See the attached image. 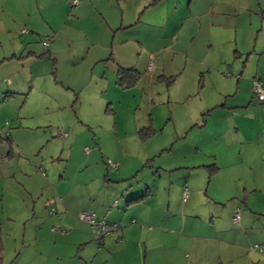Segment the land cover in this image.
Returning a JSON list of instances; mask_svg holds the SVG:
<instances>
[{
	"label": "crops",
	"instance_id": "crops-1",
	"mask_svg": "<svg viewBox=\"0 0 264 264\" xmlns=\"http://www.w3.org/2000/svg\"><path fill=\"white\" fill-rule=\"evenodd\" d=\"M41 35L50 40L46 54ZM65 52L73 60L72 75L63 76L57 82L58 56ZM149 63L152 69L147 73ZM120 68L135 69L140 74L133 87L119 86ZM172 77L171 84H167L166 80ZM255 77L260 79L264 92V0H42L41 3L39 0H0V139L7 135L14 153L11 158H5L9 146L0 141V148L7 147L0 150L1 160L14 161L16 172L11 177L26 181L22 203L41 229L49 233V225L55 223L68 229H51L58 232V237L77 234L70 243L77 240L81 251L78 259L83 264H113L120 256L122 260L132 259V264H264V228L252 222L257 214L237 208L241 227L231 223L236 202L245 209L248 194L257 192L255 186L253 190H248L245 184L242 188L237 186L222 204L225 209L222 217L216 206L224 198L214 196L221 193H211L209 201L214 207L202 199L208 206L198 208L193 183L203 179L202 175L187 173L180 179L175 175L179 179L177 184L164 185L169 190L166 202L148 205L145 202L152 196L150 185L145 180L138 182V172L127 177L118 172L114 184H123L117 193V187L108 184L103 194L98 192L87 203H76L74 208L63 198L59 200L60 207L49 216L61 214L49 219L43 207L40 211L36 205L31 207V203L43 201L44 192L28 187L35 177H29V173L36 172L38 167L23 151L21 135H18L42 130L38 141L49 142L52 135L47 133L54 129L50 123L28 124L29 119L36 117L30 113L35 108L41 112L47 109L62 112L69 105L81 112L90 127L93 118L114 114L110 106L116 104L113 97L119 92L132 94L133 98L136 94L143 95L145 80L151 85H165L168 99L170 90L179 83L180 99L184 101L193 97L202 99L213 89L214 100L223 101L211 104L202 113L198 127L205 132L210 128L208 137L213 140L211 146L214 145L209 154L205 151L202 156L211 161L208 166L214 167L205 166L208 187L220 176L226 180L220 184V188L226 186L222 193L229 195L233 176L241 180L240 174L257 177L259 172L257 162L246 165L243 155H248L260 140L264 141V125L256 117L264 113V102L259 103L253 97ZM63 85H69V95L61 91ZM85 98L90 100L87 104L83 103ZM70 99L73 101L69 104ZM82 106L87 108L86 113ZM219 113L233 116L234 124L222 128L216 123L211 125L212 114ZM149 126L153 128L151 123ZM58 136L63 138L65 134ZM216 149L224 151L219 153ZM232 157L236 158L233 162ZM219 158L231 165L220 164ZM236 162L248 166L250 172H233L232 165ZM7 166L8 163H0V178ZM198 167L204 166L179 169L190 171ZM223 170L224 174L219 175ZM261 170L259 174L264 173ZM146 193L147 198L141 202L126 205L127 200ZM7 211L3 205L0 207L1 264L4 237L15 235L12 241L15 245L25 239V234H15L13 211L11 208ZM82 212L93 213L98 220L104 219L108 227L117 226V229L96 240L95 230L79 220ZM228 233L234 234L231 242L224 236ZM38 257L45 259L44 255Z\"/></svg>",
	"mask_w": 264,
	"mask_h": 264
},
{
	"label": "rangeland",
	"instance_id": "rangeland-1",
	"mask_svg": "<svg viewBox=\"0 0 264 264\" xmlns=\"http://www.w3.org/2000/svg\"><path fill=\"white\" fill-rule=\"evenodd\" d=\"M41 1L39 0V3ZM41 36L43 37L44 35ZM42 39L48 41L47 37ZM70 57L67 52L58 56L60 73L55 76L57 82L61 78L71 77L70 67L73 60ZM144 75L145 79H147V74L143 73ZM141 81L143 82V80ZM207 84L211 85L210 82ZM68 87L69 85H63L61 91L69 95ZM180 89V83L174 86L173 90H170L172 94L169 96L170 99H168V89L165 85L157 83L151 85L145 80V92H143V95L136 94L133 98L132 94L119 92L113 97L116 104L112 107L110 106L114 114L93 118L90 127L86 125L81 112H78L77 108L72 109L69 105L62 112L49 109L41 112L42 110L36 108L35 112L30 111L36 117L32 118V120L29 119L28 124L46 126L50 123L51 125L49 126L54 128L47 133L50 136L52 135L47 143L38 141L42 130L20 132L18 134L21 135L19 138L21 146L24 145L23 151L25 150L28 158L31 157L32 164L36 168L38 167L36 172L29 173V177L31 175L35 177L33 181H30V186L28 187L36 191H38L37 188H40L44 192L43 201H35V204L31 203V207L36 205L37 211H40L43 207V211L48 215L47 217L52 219L54 216L61 214V212H57V214L49 216L52 210H57L60 207L59 200L63 198L68 200L70 207L74 208L76 203L83 205L98 192L103 194L105 192L104 187L108 184L116 186L117 193L123 184L122 182L114 184L116 183L114 179L115 173L118 172L119 175L126 177L138 172V182H144L145 180L152 189V196L146 197L148 201L145 199V203H148V205L162 204L166 202L167 195H169L167 187L171 184H177L182 176H187V173H191L192 175H202L201 177L203 178L193 183V187L198 194V208L205 209L208 206L204 205V201H201L202 199L207 200L208 202L206 203L214 207L215 205L209 201L210 195L212 192L213 194L221 193L222 195H214L216 198H224L221 200L220 206H216L221 216L225 214L222 213L225 210L222 204L228 200L227 198L232 196L231 194L237 186L242 188L245 184L248 190H253V186H255L257 192L248 194L247 207L244 209L236 202L237 206L234 211L237 208L245 210L247 213L252 210V213L257 214L252 218L253 224L256 226L258 224L264 228V173L259 174L262 171L261 169H264V141L260 140L259 145L252 148L248 155L247 153L243 154L246 165L257 162L256 169L258 168L259 171L257 177H252V175L246 173L250 172L248 166L236 162L232 165L233 172L241 171L246 174L239 175L241 180L233 176L232 181H230L233 186L230 183L229 195H227L228 193H222L226 186L220 188V184L226 182V180L220 176L213 179L208 187L205 166H208L211 161L202 155L205 151L209 154V150H212L214 145L211 146L213 140L208 137L210 128L208 127L205 132L204 129L202 130L198 126L201 124L202 113H205V110L211 104H218L223 99L214 100L216 95L213 94V89H210L202 96V99L193 97L184 101L180 99ZM128 93L133 92L130 91ZM72 97L74 100L73 93H71ZM73 100L70 99L69 104ZM87 100L90 101L86 99L83 103L87 104ZM82 109L85 112L87 108L82 106ZM256 117L264 125V113H260ZM233 119H235L233 116L222 113L212 114L209 123L211 125L213 123L219 124L222 128L234 124ZM150 123L155 129V133L143 141L138 135V131L148 127ZM59 133L65 134V136L60 138L58 136ZM4 147L5 149L0 148V150L7 149L6 146ZM85 151H88V153H85ZM216 151L221 153L224 150L216 149ZM232 158L231 162L236 160V158ZM107 162L117 164V168L109 167ZM219 162L222 165H231V162L221 161V158H219ZM0 163H8L7 168L2 171L3 178H0V207L3 205L6 211L10 208L12 209V225L15 234H25V239H20L16 245L12 242L15 235L11 236L9 234L4 237L5 252L3 264H83V260L78 259L81 257V251L78 250L80 247L77 245V240L70 243L71 238H77V234L66 238L58 237V234H56L58 232L51 231V229L55 227L62 230L68 229L64 226L59 227L55 223L49 225V233L45 229H41L34 217L29 216L25 211V206L22 203L24 186L26 188L27 185L26 181H23L22 179L24 178L22 177L16 179L11 177V174L16 172L14 161L1 160ZM192 165L204 167H198L190 171L179 169L181 166ZM224 172L225 170L219 175L224 174ZM42 173L44 177L41 176ZM153 174L155 179H153ZM159 175L162 176L161 179ZM175 175H178V180ZM37 178L43 180L46 187ZM109 178L111 181L106 180ZM133 182L135 184L136 180H133ZM206 190L207 193H205ZM170 191L173 195L172 188ZM175 201L177 200L175 199ZM190 204L191 202H189ZM47 206L48 208L46 209ZM121 206L122 204L120 203ZM176 206L178 207L179 205ZM31 207L30 210H32ZM111 209H115V207H111ZM7 213L9 212L7 211ZM62 213H65V211H62ZM231 223L235 227H241L239 224L238 226L234 224L232 219ZM226 225L229 226L228 224ZM229 229H234V227ZM113 233L115 234L116 232ZM146 234L147 232H145ZM224 236L228 242H231L234 234L228 233L224 234ZM36 241L38 242L37 246ZM90 246L89 244L87 245L88 249H90ZM39 255H44L45 261L43 258H37ZM57 258L62 259L58 260ZM132 263V259L122 260L120 256L113 264Z\"/></svg>",
	"mask_w": 264,
	"mask_h": 264
},
{
	"label": "trees",
	"instance_id": "trees-1",
	"mask_svg": "<svg viewBox=\"0 0 264 264\" xmlns=\"http://www.w3.org/2000/svg\"><path fill=\"white\" fill-rule=\"evenodd\" d=\"M49 41L50 40L41 42L42 46H43V43L47 42V47L43 46V49L45 50V54L47 53L46 50L48 48ZM150 71L147 69V73H150ZM139 78H140V74L137 73L135 69H122V68H120L118 70V73H117V83L119 84V86H121L123 88H127V89L133 87L136 84V82L138 81ZM253 79H252V81H253ZM172 80H173V77L170 78V79H167L166 80L167 84H171ZM253 97H255V96L253 95ZM259 103H262V102H259ZM154 133H155V131H154V129L151 126L143 128V129H141L139 131V135H140L141 140H145V138L151 137ZM0 141H2V142L4 141V142H6V144H8L9 148H8L7 154L5 155V158H8V159L11 158L14 155V153H13V149L11 147V144H10V141H9V138L7 137V135H4V137H2V140L0 139ZM1 159H2V156L0 155V160ZM107 165L109 166L108 162H107ZM206 168H209V169L213 168L214 169L213 166H208ZM42 175L44 176L43 173H42ZM146 195H147V193L144 194V195L133 197L132 199H129V200L126 201V205H130V204L141 202L143 200V198L146 197ZM54 212L55 211L52 210L50 212V214H54ZM1 255H2V244H1V241H0V264H1V261H2L1 260L2 256Z\"/></svg>",
	"mask_w": 264,
	"mask_h": 264
},
{
	"label": "built area",
	"instance_id": "built-area-1",
	"mask_svg": "<svg viewBox=\"0 0 264 264\" xmlns=\"http://www.w3.org/2000/svg\"><path fill=\"white\" fill-rule=\"evenodd\" d=\"M73 4H76V1H74ZM43 46L47 47V42L43 43ZM151 68H152V64L149 63L147 69L150 71ZM252 93L259 102H264V92L258 77H255L252 81ZM108 164L113 168L117 166L110 162H108ZM78 218L80 221L89 224L95 230L97 239L106 236L111 232V230L115 231L117 229V226L108 227L104 219L98 220L95 214L93 213L82 212ZM238 220H239V211L236 210L232 221L234 224H238ZM259 252L262 253L261 250H259Z\"/></svg>",
	"mask_w": 264,
	"mask_h": 264
}]
</instances>
